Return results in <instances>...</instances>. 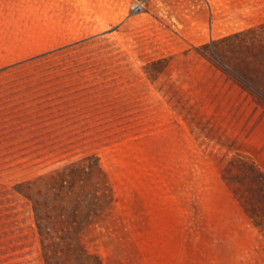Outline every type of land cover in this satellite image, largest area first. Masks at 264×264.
Returning <instances> with one entry per match:
<instances>
[{"label": "rangeland", "instance_id": "rangeland-1", "mask_svg": "<svg viewBox=\"0 0 264 264\" xmlns=\"http://www.w3.org/2000/svg\"><path fill=\"white\" fill-rule=\"evenodd\" d=\"M134 1L0 0V264H104L127 205L167 214L145 264H264L228 166L264 172V0Z\"/></svg>", "mask_w": 264, "mask_h": 264}, {"label": "crops", "instance_id": "crops-1", "mask_svg": "<svg viewBox=\"0 0 264 264\" xmlns=\"http://www.w3.org/2000/svg\"><path fill=\"white\" fill-rule=\"evenodd\" d=\"M209 7L211 9V4ZM127 206V224L130 223L133 228L126 234L125 245L123 244L125 250L119 248V244L116 250L112 247L106 248L102 251L104 264H111L113 258H126V264H145L146 259L151 258L146 249H151L152 243L162 242L161 229L156 228V232H152V227L161 226L165 223L167 214L161 211L162 205ZM156 250L161 251L162 249L158 247ZM116 251L120 253H116ZM124 252H126L125 255L121 254ZM158 257H163L162 253Z\"/></svg>", "mask_w": 264, "mask_h": 264}, {"label": "trees", "instance_id": "trees-1", "mask_svg": "<svg viewBox=\"0 0 264 264\" xmlns=\"http://www.w3.org/2000/svg\"><path fill=\"white\" fill-rule=\"evenodd\" d=\"M81 159L85 161V159H88V157L87 156L81 157L75 160L74 162L67 164L62 169H53L51 172L48 173L49 177L51 178L58 177L56 175H58L60 171H65L67 169H74L76 164L80 165L82 169ZM233 165H236L235 167L236 170H234L235 172H233V175H232L233 179L230 180L229 182H232V181L237 182V185L232 187V189L236 197L238 198V200L241 201V198L246 199L245 197L246 194H249V197L247 198H252L256 202L255 205H264V172L260 170L255 164H253V162L248 163L245 160L241 159V157L239 158L233 157L228 161V166L233 167ZM83 170H84V167H83ZM65 175L62 176L61 174H59V178L56 179L58 183L61 181L59 185L65 182V179H64ZM226 178L229 180L228 175H226ZM24 194L28 198H30L32 202L40 237L42 241L43 239H46L47 241L48 240L47 236L50 234L49 232L50 228L49 226H47V223L41 222L40 218L37 216V212H36L37 204H36L35 198L32 197L26 191H24ZM64 214L65 213H62L61 215H64ZM253 223L256 227L264 229V223L260 224V222L258 221H254ZM75 227H77L78 229V226H75ZM53 231L58 234V237L60 238L63 237V225L62 224H59L58 228L53 229Z\"/></svg>", "mask_w": 264, "mask_h": 264}, {"label": "built area", "instance_id": "built-area-1", "mask_svg": "<svg viewBox=\"0 0 264 264\" xmlns=\"http://www.w3.org/2000/svg\"><path fill=\"white\" fill-rule=\"evenodd\" d=\"M142 6H143L142 0H136L132 4V10L134 12H138V11H140L142 9Z\"/></svg>", "mask_w": 264, "mask_h": 264}]
</instances>
